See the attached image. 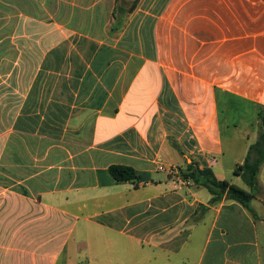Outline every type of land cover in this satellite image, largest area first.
<instances>
[{
	"label": "crops",
	"instance_id": "obj_1",
	"mask_svg": "<svg viewBox=\"0 0 264 264\" xmlns=\"http://www.w3.org/2000/svg\"><path fill=\"white\" fill-rule=\"evenodd\" d=\"M134 1L0 0V264H264V0Z\"/></svg>",
	"mask_w": 264,
	"mask_h": 264
},
{
	"label": "trees",
	"instance_id": "obj_2",
	"mask_svg": "<svg viewBox=\"0 0 264 264\" xmlns=\"http://www.w3.org/2000/svg\"><path fill=\"white\" fill-rule=\"evenodd\" d=\"M138 2L139 0H135L132 8H134ZM260 120L262 128L264 129V109L260 114ZM253 152L258 154L256 159H252L251 155ZM263 161L264 134L256 144L251 146L249 154L244 163L236 166L234 169V174L241 177L243 181L250 187L249 191L232 184L228 180L218 179L211 168L200 169L195 168L193 164H191L188 166L187 171L182 175L185 179L191 180L198 185L206 187L212 194V203H218L224 197H226L229 200H234L240 203L249 209L253 215H255L250 207V203L255 198V190L258 186L257 176ZM109 173L117 182H136L138 180L136 171L129 166L111 165L109 167Z\"/></svg>",
	"mask_w": 264,
	"mask_h": 264
},
{
	"label": "rangeland",
	"instance_id": "obj_3",
	"mask_svg": "<svg viewBox=\"0 0 264 264\" xmlns=\"http://www.w3.org/2000/svg\"><path fill=\"white\" fill-rule=\"evenodd\" d=\"M130 3L127 2V3H125V5L129 6ZM225 144H226V147L229 146V142L225 141ZM233 160H234L233 157H230L228 155L226 156V158H225V168L226 169H228L229 165L233 162ZM237 182L241 186H244L245 185L242 179L241 180H237ZM258 232H259V239H260L261 248H262V259H263V262H264V226L263 225L262 226H259V231Z\"/></svg>",
	"mask_w": 264,
	"mask_h": 264
},
{
	"label": "built area",
	"instance_id": "obj_4",
	"mask_svg": "<svg viewBox=\"0 0 264 264\" xmlns=\"http://www.w3.org/2000/svg\"><path fill=\"white\" fill-rule=\"evenodd\" d=\"M158 170L160 172H169L170 174L174 173L175 172V169L173 167H170L168 170L164 167V166H160L158 168ZM191 181L187 180V181H184L185 184H189Z\"/></svg>",
	"mask_w": 264,
	"mask_h": 264
}]
</instances>
